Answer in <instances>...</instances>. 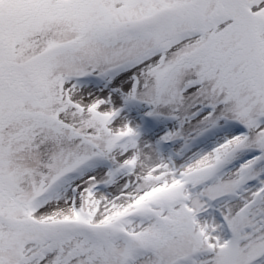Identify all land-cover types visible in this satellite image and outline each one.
<instances>
[{
  "label": "snow or ice",
  "instance_id": "obj_1",
  "mask_svg": "<svg viewBox=\"0 0 264 264\" xmlns=\"http://www.w3.org/2000/svg\"><path fill=\"white\" fill-rule=\"evenodd\" d=\"M0 264H264V0H0Z\"/></svg>",
  "mask_w": 264,
  "mask_h": 264
}]
</instances>
